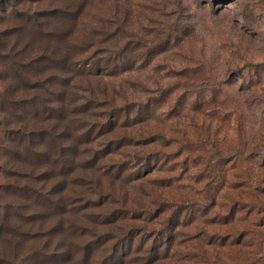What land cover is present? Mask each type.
Listing matches in <instances>:
<instances>
[{
	"label": "rangeland",
	"instance_id": "rangeland-1",
	"mask_svg": "<svg viewBox=\"0 0 264 264\" xmlns=\"http://www.w3.org/2000/svg\"><path fill=\"white\" fill-rule=\"evenodd\" d=\"M1 61L24 62L0 93L43 135L18 152L0 128V186L70 210L47 234V198L17 194L41 221L17 230L41 238L11 262L264 264V0H0Z\"/></svg>",
	"mask_w": 264,
	"mask_h": 264
},
{
	"label": "trees",
	"instance_id": "trees-1",
	"mask_svg": "<svg viewBox=\"0 0 264 264\" xmlns=\"http://www.w3.org/2000/svg\"><path fill=\"white\" fill-rule=\"evenodd\" d=\"M8 61H11V60H8ZM4 62L6 61L0 62V65H1L0 75H7L4 72L7 71V69L9 68L14 69L15 71L25 68V64L22 61L14 62L11 64H3ZM51 62L52 64L47 63L46 72L51 73L50 74L51 77L57 78V80L61 82L63 80L65 83L71 82L72 84L73 83L72 78H70L69 75H68V78H65L67 74H62L65 71L64 72L63 70L59 71L57 67H54L55 62L54 61H51ZM11 78L15 79L14 77H11ZM35 80L36 78L34 79L32 78V83L30 84L31 87L29 88L34 93H37L39 91V88L37 87L38 85L36 84L38 82L35 83L34 82ZM7 81H8L7 78L6 79L0 78V88L3 85L5 87L7 85ZM52 82L53 84H51V87L48 86V88L53 89L55 96L50 102L51 107L49 108V111L58 112V111H61V108H59L60 107L59 105L63 102L62 95L64 94L63 90H60V92H58V90L61 87H67V86H64V85L61 86L58 82L53 81V80ZM26 91L28 90L26 89ZM0 100H2L5 104H7L8 106L7 109L8 108L13 109V111L11 110L10 113H8V110H0V128L3 129V131H5L7 135L11 136L10 138H8V141H6V144L4 146H7V144H8V147H10L11 145H15L16 150L14 151L20 152V151H23V149H26L28 152L29 151L32 152L33 149H31V147L34 148V146H36L37 137L38 136L42 137L43 135L41 134V132L33 131L32 130L33 128H31L30 126V122L34 119L33 116L35 114L36 109L33 108L34 106L32 105L27 106V104L24 107L23 106L24 103H22L21 101L18 102V100L20 99L18 98L11 99V97L8 94L3 93V92L0 93ZM12 100H15L16 103L20 104L19 109L15 110L13 108L15 103ZM7 114L10 115L11 121L5 120V116ZM61 117L62 115H60V117H58L57 119H60ZM51 121H54V120H51ZM35 136H37L36 140H35ZM26 150L25 152H27ZM14 189H16L15 193L13 192ZM43 190L44 189L35 188L34 186H29V185L20 186V187L0 186V264H34V262L35 264H47V261L51 262L52 259H61L65 255L64 246L57 247L53 255L52 254L46 255L44 253H36L35 250H32L29 247L28 249L26 248L27 250H24L23 252H21V255L19 256L20 261H18V263L15 260H12L11 262V258H8V257L14 258V256L17 255L16 253L18 251L20 252L21 250L20 244H22L23 240L25 239L23 236H26L28 239H36L37 237L41 238V236H38L39 234L36 233V231L34 232L33 235L32 234L29 235V234H26L24 232H20L17 230L20 228L18 227V224H17L19 221V218L20 220H23L24 223L28 222L26 226L30 225L29 223L31 221L36 222V221H39L40 219V216L38 215V213L40 214V212L38 211V207L34 209L31 208L30 210L29 208H27V209H24L23 211L24 206H27L28 204H25L22 207L20 203L18 202L23 199L22 196H24V194L22 193L19 196L17 194L21 193V191H26L27 194H31V196L34 195L33 199H37L38 204H40L42 199H44L45 197L47 198L46 201H49V204H50L49 207L52 206L55 209L54 213L52 214L53 220L50 222L51 227L48 226L47 234H56L58 231V226H61V224H55V223L57 222L62 223L63 222L62 219L67 215L68 211H70L67 207H65L67 206L66 203L59 204V200L61 198L60 193H54V192H49V191L43 192ZM50 193H52L51 195H53L52 198L49 197L48 195ZM11 197H13V199ZM6 198L8 200L5 201L4 199ZM62 200L63 198H61V201ZM61 205H65V206H61ZM40 223L41 221H39L38 224ZM93 223L95 222L93 221ZM26 229L30 230V228H26ZM15 230H17V232H15ZM62 231H63V227L61 226V232ZM59 233L57 235H59ZM5 245H7L8 248H6ZM119 251H120L119 248H117L116 255H115L116 259H117V252ZM5 256H8V257H5Z\"/></svg>",
	"mask_w": 264,
	"mask_h": 264
}]
</instances>
